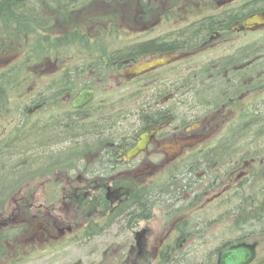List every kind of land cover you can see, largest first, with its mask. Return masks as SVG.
<instances>
[{
    "label": "flooded vegetation",
    "instance_id": "obj_1",
    "mask_svg": "<svg viewBox=\"0 0 264 264\" xmlns=\"http://www.w3.org/2000/svg\"><path fill=\"white\" fill-rule=\"evenodd\" d=\"M61 2L66 14L87 6ZM15 3L33 12V28L12 23L32 31L8 65H32L0 69L15 83L0 98V153L27 130L83 132L67 140L66 156L0 195V264H105L107 250L111 264H216L221 250L242 243L256 244L249 264H263L264 0H220L188 21L180 6L116 0L105 8V40L80 32L81 22L73 32L48 28V11L34 13L40 0ZM254 15L261 23L245 26ZM17 86L28 93L18 98ZM83 91L90 100L73 107ZM42 173L53 174L60 198L21 194ZM73 238L97 239L93 262L68 258ZM191 239L205 249L199 256L183 249Z\"/></svg>",
    "mask_w": 264,
    "mask_h": 264
},
{
    "label": "rangeland",
    "instance_id": "obj_2",
    "mask_svg": "<svg viewBox=\"0 0 264 264\" xmlns=\"http://www.w3.org/2000/svg\"><path fill=\"white\" fill-rule=\"evenodd\" d=\"M52 7H50L48 4H45L46 0H40L41 5L35 6V3L33 4L34 7V13H37L36 11L39 10L41 7V12L47 13L48 19L44 20L47 22L48 28H50V23L59 22L62 27H64L66 32H73L72 27L74 24H77L78 22H81L80 25V32L86 31L90 34L91 38L94 39H106L105 32H107V23H109V20L111 19V15L109 13H106L107 10H105L106 7L114 6L116 5V0H92L85 6L83 9L79 11H74L69 14H66L60 6L57 4L59 3V0H52ZM133 1V4H132ZM220 0H118V4L120 5H133L134 7L138 6H144V5H159L163 6L165 8H168L170 6H180L181 11H185L188 13H182L183 20H190L194 18V16H199L200 14L206 12V11H216L217 7L219 6ZM46 5V8H45ZM58 5V6H57ZM194 7V10H191V7ZM36 8V9H35ZM105 10V11H104ZM52 11V12H51ZM189 11H193L196 14L193 15V13H190ZM51 12V13H50ZM33 12L25 11V15L21 14L20 19L18 20L19 23H27L28 26H31V22L33 21ZM181 22H184V21ZM13 21H7L6 18H4L1 21L0 26V69H6L9 67L8 62H10V58L12 61L16 60L19 57V45L26 44L28 40L30 39V32L32 31L26 29H21L19 27H14L12 25ZM65 23V25H63ZM33 28V27H32ZM56 29V27H54ZM78 28H76L77 30ZM104 31V33H102ZM70 32V33H71ZM4 51V52H3ZM30 64L26 60L20 61V62H14L11 64V68H21V69H29ZM9 67V68H10ZM7 68V69H9ZM22 76V75H21ZM109 79V78H108ZM111 79H109L110 81ZM110 83V82H109ZM20 86H17L16 90L20 91L21 95L18 96L21 97L25 93H28L29 90L20 89L18 90ZM23 93V94H22ZM32 153H30L31 155ZM33 155V154H32ZM53 174H45L42 173L38 177H33L31 181L23 185L21 189V194L27 197H35V198H46L48 197L47 194H50L53 188V185H56L55 182L51 181V177ZM29 178V177H28ZM28 178H24L25 180ZM24 180V181H25ZM62 193V189H56L53 193L55 198H60ZM46 195V196H45ZM207 216H209V213H207ZM162 219H159L157 223H160ZM72 241V245L69 248L70 249V257L77 260V262L84 261L85 263H88L89 260L92 262L94 261V258L92 255H94V250L92 249V245L95 244L94 241H97L95 239L93 242L87 244L89 239L84 238H73L70 239ZM82 242V244H81ZM79 247L84 249H79ZM205 248H211L212 243L209 241L204 242ZM185 248V251L190 256H199V254H202L205 249H201V241L200 239H191L187 240L183 244V249ZM211 249H208V251ZM106 256L103 257L102 262L106 264V261H109L107 264H111L109 258V250L106 252ZM260 256L259 258H264V241L263 246L260 249ZM86 257V258H85ZM85 258V259H84ZM198 260V258L196 257ZM264 264V263H263Z\"/></svg>",
    "mask_w": 264,
    "mask_h": 264
},
{
    "label": "trees",
    "instance_id": "obj_3",
    "mask_svg": "<svg viewBox=\"0 0 264 264\" xmlns=\"http://www.w3.org/2000/svg\"><path fill=\"white\" fill-rule=\"evenodd\" d=\"M16 0H0V26L1 21L6 18L7 21L16 22L20 19L22 9L15 3ZM64 6H77L81 4H88L92 0H61ZM30 5V4H29ZM28 5V6H29ZM30 9V6L28 7ZM24 10V9H23ZM192 34L191 32H188ZM184 36L186 39H191ZM72 37L79 36V32L71 34ZM82 38H88L87 35L81 36ZM9 74V73H8ZM0 75V98H4L8 93V87L13 83L12 76ZM4 75V76H3ZM22 79L26 80V76L22 75ZM12 80V81H11ZM11 81V82H10ZM3 91V92H2ZM5 92V93H4ZM4 96V97H3ZM90 130L87 128L86 130ZM69 130L62 131L60 127H48L46 129L36 131H24L20 141L14 143L11 146L5 147L4 151L0 153V195L6 194L19 182L28 178L35 171L45 168L48 164L58 162L57 159H61L66 154H62L61 150L67 143V140L72 135H76L78 132H83L82 129L77 131ZM59 137V139H57ZM88 139H84L87 141ZM72 142L80 143L79 139L71 140ZM78 149V148H77ZM30 153H32L30 155ZM235 209H239L240 206H235ZM264 208V206H262ZM258 213V212H257ZM259 214H262L259 213ZM258 214V216H259ZM184 264V263H181Z\"/></svg>",
    "mask_w": 264,
    "mask_h": 264
},
{
    "label": "water",
    "instance_id": "obj_4",
    "mask_svg": "<svg viewBox=\"0 0 264 264\" xmlns=\"http://www.w3.org/2000/svg\"><path fill=\"white\" fill-rule=\"evenodd\" d=\"M258 24L261 23V20L259 16L254 15L249 18H247L244 21L245 26H251L252 24ZM168 61L167 58H161L157 60H153L151 62L143 63L139 65L134 72L139 73L143 70L150 69L157 65H162ZM91 91H83L81 92L76 99L72 102L73 107H80L86 104L90 98H91ZM155 130H152L151 133H143L139 141L137 142L136 146L131 149L126 156L132 157L136 155L139 151L143 150L145 143L149 137L153 135ZM255 247L256 244H239L235 246H231L228 248H225L219 252L217 263L216 264H249L252 262V260L255 257Z\"/></svg>",
    "mask_w": 264,
    "mask_h": 264
}]
</instances>
